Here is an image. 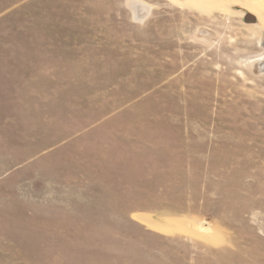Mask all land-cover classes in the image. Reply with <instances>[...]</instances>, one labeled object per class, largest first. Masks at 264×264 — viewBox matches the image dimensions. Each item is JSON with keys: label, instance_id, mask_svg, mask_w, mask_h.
<instances>
[{"label": "rangeland", "instance_id": "1", "mask_svg": "<svg viewBox=\"0 0 264 264\" xmlns=\"http://www.w3.org/2000/svg\"><path fill=\"white\" fill-rule=\"evenodd\" d=\"M263 39L264 0H0V264H264Z\"/></svg>", "mask_w": 264, "mask_h": 264}, {"label": "water", "instance_id": "2", "mask_svg": "<svg viewBox=\"0 0 264 264\" xmlns=\"http://www.w3.org/2000/svg\"><path fill=\"white\" fill-rule=\"evenodd\" d=\"M245 21L246 23H256V19L251 14H247L245 16ZM262 47L264 48V39L262 42ZM253 71L256 74L264 73V57L255 65Z\"/></svg>", "mask_w": 264, "mask_h": 264}]
</instances>
